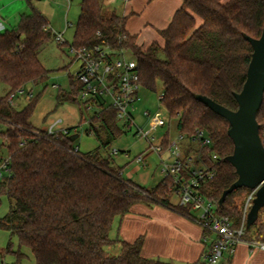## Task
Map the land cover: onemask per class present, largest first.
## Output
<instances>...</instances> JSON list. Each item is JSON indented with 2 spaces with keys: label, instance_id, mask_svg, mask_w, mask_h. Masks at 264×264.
Segmentation results:
<instances>
[{
  "label": "trees",
  "instance_id": "trees-1",
  "mask_svg": "<svg viewBox=\"0 0 264 264\" xmlns=\"http://www.w3.org/2000/svg\"><path fill=\"white\" fill-rule=\"evenodd\" d=\"M105 6L104 0L81 1L72 45L106 43L113 50L130 52L138 62L142 87L155 90L157 83L162 84L160 99L179 133L192 137L197 129L208 131L213 144L199 152L214 166L215 175L202 183L201 191L218 215L229 217L234 227H240L245 202L241 195L250 189L234 190L219 205L223 191L238 178L226 160L234 150L228 135L230 124L195 95H206L232 110L238 108L234 93L243 88L253 52L244 34L261 36L264 0H183L168 27L159 31L164 44L154 41L146 49L137 43V35L127 31L126 17L115 10L107 12ZM197 17L202 20L200 24ZM54 35L48 19L33 5L30 12L20 15L15 27L0 32V82L9 88L0 97V121L5 124L0 130V165L5 151L11 168L0 181V194L9 200L0 228L19 238L18 250L9 243L0 248V255L14 253L18 259L10 264H21L26 256L22 248L27 247L35 264H175L144 257V236L133 242L110 237L116 217H124L138 203L163 204L192 216L190 206L171 202L175 192L170 190L169 179L146 188L125 178L111 155L99 150L73 154L71 135L34 134L36 128L30 119L37 99L30 97L22 109L10 103V94L25 89L26 84L48 80L50 71L40 60L39 50ZM71 83V91L62 93L59 100H77L82 84L73 77ZM257 120L261 129L264 101ZM89 121L88 132L96 135L101 148H108L124 133L111 107H104ZM23 139L27 144L20 146ZM214 153L219 156L217 163L211 160ZM254 224L255 233L252 225L245 227V235L264 242V217L260 213ZM210 236L209 231L203 232L204 242L210 239L204 255L188 264H208L205 254L213 245ZM115 242H120V251L111 254L106 247Z\"/></svg>",
  "mask_w": 264,
  "mask_h": 264
},
{
  "label": "rangeland",
  "instance_id": "rangeland-1",
  "mask_svg": "<svg viewBox=\"0 0 264 264\" xmlns=\"http://www.w3.org/2000/svg\"><path fill=\"white\" fill-rule=\"evenodd\" d=\"M82 0H1L0 2V18L4 21V26L0 31L4 32L7 29H12L18 22L20 15L24 12H30L31 5L39 9L53 27V32L63 31L67 27L65 34L66 44H59L55 35L39 50V58L43 65L50 71L49 78L46 82L39 84L28 83L25 86V93H17L14 98V106L18 109L24 108L29 103V93L33 94V98L37 99L36 106L31 116V123L36 129L46 130L54 121L62 120L59 128L74 127L78 129L79 136L74 141L75 146H79L81 153H95L99 150L103 155H111L114 158L115 165L122 168L125 178H128L138 185L146 188H151L158 184L163 178L162 172L163 160H171L169 155L163 153L161 155L147 151L149 143L135 134V130L124 132L120 136L114 138L108 148L100 147V142L93 132H88L90 125L89 119L93 116L97 107L86 109L84 100L79 95L77 100L60 99L61 94L67 95L72 89V77L75 80V75L79 70L80 63L74 59L73 54L69 51V46L73 43L74 33L77 21L80 14V4ZM229 0H222L227 2ZM121 1L115 7L105 6L107 12L116 9L122 13ZM114 6V5H113ZM70 25H68V23ZM67 25V26H66ZM138 43V42H137ZM140 46L146 49V43H141ZM127 59H133L130 52L125 54ZM9 88L6 84L0 82V97L8 92ZM162 95V84L157 83L156 89L152 90L142 87L140 90V100L136 103L134 117L138 125L146 131L150 136L154 137L153 143H159L165 133L170 130L171 135L175 137L179 130L177 129L176 121L173 120L163 105L160 96ZM149 111L151 117L159 116L165 120V125L156 126L150 123V118L144 112ZM5 128V124L0 121V130ZM1 140V138H0ZM114 150H118L114 154ZM125 153H128L127 155ZM147 154L145 161L137 163L134 159L139 154ZM4 159L9 156L4 151ZM5 175L7 172H4ZM4 179L0 177V181ZM250 190L244 191L241 197L246 199ZM244 197V198H243ZM180 197L174 194L171 202L175 205L179 202ZM243 200V201H244ZM9 210V200L5 194H0V219L4 217ZM193 216H198L199 212L192 210ZM260 217H264V208L260 210ZM194 219V218H193ZM121 222V217L117 216L111 228V238H117L118 227ZM256 226L253 224L251 229L255 233ZM255 239V238H254ZM11 243L12 248L16 251L19 248V238L17 235H11V232L0 228V248H6ZM120 243L115 242L111 246H107L106 250L111 254H117L120 251ZM22 251L26 256L22 258L21 264H35V259L29 248L23 247ZM17 255L8 253L0 255V264H10L17 260ZM170 261V259H164Z\"/></svg>",
  "mask_w": 264,
  "mask_h": 264
},
{
  "label": "built area",
  "instance_id": "built-area-1",
  "mask_svg": "<svg viewBox=\"0 0 264 264\" xmlns=\"http://www.w3.org/2000/svg\"><path fill=\"white\" fill-rule=\"evenodd\" d=\"M55 39L60 44L66 41L62 34L55 33ZM69 51L74 59L80 63L75 78L82 84L80 96L84 100L86 109L97 107L93 115H99L104 107H111L116 111L120 127L124 132L135 130V134L145 139L149 145L147 151L161 155L166 153L171 160H163L162 172L164 178L172 183L170 190L180 197L178 205L190 206L191 210L199 212L193 216L194 220L213 235L212 248L205 254L208 264H224L223 259L234 253L237 245L246 243L252 249L264 250V242L245 235L247 215L253 205L258 187L250 189L243 205V219L240 227H234L232 220L227 216L218 215L215 205L202 193V183L215 175L214 166L210 165L199 149L212 146L213 141L206 129H197L192 137L178 133L175 137L168 130L159 143H153L154 137L144 131L136 122L134 111L136 103L140 100L142 88L141 76L136 58L127 59L126 50H113L108 44L101 43L92 47L69 46ZM25 89L10 94L9 101L14 105L17 93H25ZM30 92L28 97H32ZM144 114L150 118V123L156 126L165 125V120L159 116L151 117L149 111ZM62 120L54 121L46 130L36 129L34 134L41 136L64 133L72 135L78 133L76 126L59 128ZM90 125V121H88ZM260 136L264 144V123L260 129ZM27 144V140L20 141V146ZM198 150V151H197ZM70 151L80 155L79 146ZM114 154L118 150L113 151ZM126 155L128 153H125ZM147 154H139L134 161L142 163ZM214 163L219 161V156H211ZM11 171L9 157L0 165V177L9 175ZM4 172H7L6 175ZM123 174V172H121Z\"/></svg>",
  "mask_w": 264,
  "mask_h": 264
},
{
  "label": "crops",
  "instance_id": "crops-1",
  "mask_svg": "<svg viewBox=\"0 0 264 264\" xmlns=\"http://www.w3.org/2000/svg\"><path fill=\"white\" fill-rule=\"evenodd\" d=\"M119 1H121L122 13L114 10L126 17L127 31L137 35L138 44L146 43L145 47L154 41L161 45L164 44L159 31L168 27L183 4V0H104V3L108 7L116 8ZM201 22L202 20L197 17V23ZM4 24L0 18V28ZM49 26L53 30L50 22ZM66 31L67 27L63 31L54 33L62 34L67 41ZM203 232V228L192 217L181 214L168 206L163 204L149 206L145 203H138L121 218L118 236L115 239L133 242L140 236H144L142 248L144 257L160 260L164 258L170 259L168 262L175 264H188L200 260L204 255L210 239L204 242ZM210 238H213V235ZM223 263L264 264V250L252 249L246 243H240L234 253L224 257Z\"/></svg>",
  "mask_w": 264,
  "mask_h": 264
},
{
  "label": "water",
  "instance_id": "water-1",
  "mask_svg": "<svg viewBox=\"0 0 264 264\" xmlns=\"http://www.w3.org/2000/svg\"><path fill=\"white\" fill-rule=\"evenodd\" d=\"M244 37L251 44L253 52L243 88L234 93L238 108L232 110L206 95L196 94L195 97L230 124L228 135L234 143V150L226 160L233 165L238 178L223 191L219 205L238 188L258 187L247 215L246 227L249 228L257 221L260 210L264 208V144L257 120V113L264 101V27L259 38L247 34ZM78 136L75 133L70 138L75 141Z\"/></svg>",
  "mask_w": 264,
  "mask_h": 264
}]
</instances>
